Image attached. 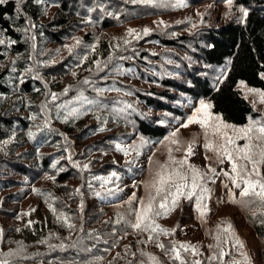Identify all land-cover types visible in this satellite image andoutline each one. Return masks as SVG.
Returning a JSON list of instances; mask_svg holds the SVG:
<instances>
[{"label":"trees","instance_id":"obj_1","mask_svg":"<svg viewBox=\"0 0 264 264\" xmlns=\"http://www.w3.org/2000/svg\"><path fill=\"white\" fill-rule=\"evenodd\" d=\"M204 1L190 0V4ZM210 1L223 4V0ZM47 6H54V11L43 19ZM240 6L248 9L242 23L238 20L241 15L238 11L239 15L219 24H202L191 31L185 29V22L164 29L150 26L149 35L124 46L126 23L137 21V30H141L147 17L158 16L168 8L128 0H55V3L7 0L0 5V39L6 41L0 44V64H5L0 67V252L20 250L19 256L9 258L11 264H85L86 261L140 264L146 261L147 257L141 255L144 251L134 249V244L140 242L124 237L127 226L124 222L105 223L115 221L113 216L106 215L107 211L113 202L121 199L123 186L141 170L137 165L121 162L120 152L112 142L132 136L158 141L171 131L174 123L185 119L201 99L212 104L213 114L236 126L246 124L249 117H257L259 113L237 85L244 81L250 87L264 90L261 78L264 0H234L233 7ZM207 21L205 16L203 22ZM72 36L80 38L82 44L73 54L67 51L56 59L57 48L66 45ZM8 40L15 43L9 45ZM93 44L95 51L85 47ZM117 44L120 47L114 48ZM150 44L160 45L162 49L153 51ZM85 55L88 59L80 64L77 57ZM110 55L112 62L103 71H96L93 61H101L103 67ZM117 66L132 69L123 75L139 82L126 81L114 70ZM29 68L31 72L26 71ZM85 78L90 80L88 85L81 83ZM66 87L67 94L56 101L47 95L62 93ZM94 88H118L124 94H107L115 90H106L98 96ZM78 91L107 108L93 105L89 110L90 106L85 105V115L63 122L55 105L72 100ZM128 92L132 94L126 95ZM46 101H50L49 107L42 110ZM116 101L132 104L135 110L127 109L117 116L113 109L119 110L124 104ZM70 107H80V101L74 100ZM64 114L61 109L59 116ZM97 116L101 119H96ZM100 127L106 131H98ZM38 128L41 130L37 131ZM29 132L34 133L32 138ZM3 141L9 143L4 145ZM69 154L73 162L81 166L89 164V169L81 171L74 167L67 159ZM113 171L119 178H114L106 187L115 194L95 196V191L103 190L100 182L91 177L107 176ZM34 188L40 194L33 192ZM46 200L58 213L70 217L69 223L75 227L70 229L57 222ZM237 206L242 220L256 238L258 264H264V224L260 223L259 214L251 215L258 211L257 205L247 209ZM25 212L29 214L23 215ZM29 220L34 223L25 227ZM231 223L250 251L248 242ZM93 230L95 234L89 235ZM173 242L177 241L163 244L166 252ZM61 244L63 248L59 247ZM85 248L91 251H84ZM96 258L100 259L96 261ZM201 264H219V261L205 259Z\"/></svg>","mask_w":264,"mask_h":264},{"label":"snow or ice","instance_id":"obj_2","mask_svg":"<svg viewBox=\"0 0 264 264\" xmlns=\"http://www.w3.org/2000/svg\"><path fill=\"white\" fill-rule=\"evenodd\" d=\"M7 0H0V5H3ZM43 2V0H37V3ZM55 3V0H52ZM130 3H140L145 5H153L156 7H166V8H184L188 7L190 0H128ZM223 4L229 10L224 13L225 16L231 14V9L233 8L234 0H223ZM56 6H59L58 4ZM208 8H211L212 5H208ZM92 11V9H89ZM237 11L241 13L238 17L239 22H243L244 19L248 16V9L240 6ZM207 12H196V15L200 17L201 23L203 22V17ZM105 15H113L110 12H105ZM118 18V17H117ZM185 21L191 23V17H186ZM185 21H177V23H184ZM154 23L164 24L163 21H157ZM34 27V25H33ZM169 27V25H165ZM193 29L197 27L195 23L192 24ZM152 29L144 27L141 30L137 29H128L125 37L123 38V45L129 46L133 40H141L144 36L150 34ZM130 37V39H129ZM75 43L73 45H65L69 54H73L74 50L82 44L80 38H74ZM4 39H0V44H5ZM7 43L11 45L15 41L8 40ZM210 46V45H209ZM35 47V45H33ZM86 48L90 47L92 51H95L96 45L85 46ZM114 48H119L120 45H114ZM59 50H57L58 52ZM80 60V64H83L84 60L88 59V56L85 55L82 58L77 57ZM130 57H119V59H129ZM31 59V57H30ZM113 60V57L110 55L106 62H103V67L101 66L102 62L97 60L93 61L96 65V71H103L104 68L108 66ZM47 63V62H46ZM80 65L78 64L77 67ZM117 74L123 75L125 73H130L132 69H125L117 66L115 69ZM26 71L31 72L32 69L29 68ZM91 71V70H90ZM72 75H76L75 72ZM39 79V74L36 76ZM261 78L264 79V73H261ZM81 83L88 85L90 80L85 78ZM237 87L245 92V99H247L248 94H253L258 97L260 103H264V90L250 88L244 81H240ZM97 95H102L106 90H115L120 91L118 88L113 89H104V88H94L93 89ZM69 88H65L62 93H48L47 95L51 96V101H56L60 96L67 94ZM126 95H131L132 93H125ZM80 101V107H70L73 104V101ZM50 101H46L42 104V110H46L49 107ZM115 103H123L124 107L113 111L117 112L119 116L122 112L127 109H133L132 104L126 102L116 101ZM85 105L91 106L95 105L98 107L107 108V105L96 100H90L84 96L83 91H78L77 96L73 97L72 100H67L64 103L55 105V108L58 113V117L62 119L63 122H68L69 118H79L82 115H85L86 112L83 111ZM212 104L201 99L198 106H192V113L187 117V119L180 124V128H187L189 125L197 124L204 134V143L203 148L207 152L215 153L217 162L223 164L227 161L230 164V169L224 171L221 169L220 172H217L216 168L212 167L210 164H206L207 172L202 171L200 168L194 164L189 163V157L194 155V146L195 140L189 142L188 147L184 150L185 155L177 160L172 156V149H168V160L165 163L159 164L153 179L150 182L145 183V189L147 191L146 198H140L139 206L136 208H130V214L134 215L135 221L129 222L125 219L123 215L117 214V219L113 221H105V223H114L119 224L124 222L127 226H130L133 230L148 232L149 240H152L154 237L152 234H159L163 232L164 234H169L175 232L176 228L172 229H163L159 224L156 223V217L167 216L171 211L178 207L181 198L191 201L195 198V209L198 213V218L203 219L209 211L207 200L210 196L211 190L207 187L208 181L215 183V177L223 175L226 177L227 181L231 182L232 188L228 187L227 183H224V187L228 189V199L230 203L237 204L243 209L249 208L251 205H257L258 211L252 212L251 215L256 217L258 214L262 219L260 220L261 224H264V173L261 172V167L264 166V114H261L259 119H252L249 117L247 124L242 126H236L229 124L223 120L219 114H213L211 111ZM63 109L65 114L61 117L59 116L60 110ZM135 110V109H133ZM33 119L35 117H32ZM96 119L100 120L101 117L97 116ZM178 119V118H176ZM106 122V121H105ZM163 122V121H161ZM46 124L48 121L45 122ZM41 129H37L40 131ZM98 131H106L104 127L97 129ZM179 134V128L175 131H172L166 140H170L171 144H179V141L175 139ZM29 137L32 138L34 133L29 132ZM215 137L216 139H213ZM65 139H67L65 137ZM243 140L244 144L241 146L237 141ZM254 141H256L254 143ZM4 145H7L9 141H3ZM114 148L118 152H122L125 156L129 155L130 152H135L137 156L140 155V150L147 146L150 141L144 137L140 138L139 143H134L129 146H124L120 142H112ZM160 143H163L162 141ZM2 150V149H0ZM179 151V148H177ZM70 163L74 167L80 169L81 171L89 169V164L80 165L78 162L72 161V155L69 154L67 157ZM210 157L205 156V160H209ZM134 161H126L127 164H131ZM149 162H152V157H149ZM57 162L53 163V167L56 166ZM171 165V166H170ZM250 166V167H249ZM59 171H64V169H59ZM49 179H55L54 177H48ZM118 179V175L115 171L110 172L107 176H92L91 180L99 181L100 187L103 190L95 191L94 195L100 197L104 195L105 197L113 196L114 190L106 187L109 182L113 179ZM89 188H92L91 183H89ZM233 189H239V199L233 195ZM116 191H119L117 189ZM33 192L40 194L39 189H33ZM76 192L79 193V189H76ZM54 199V198H50ZM136 194L133 193L129 197L128 203L131 205L133 200H136ZM48 203V209L56 216L57 222H60L66 225L68 228H74L75 226L69 223L70 217L66 216L64 213H58L54 205L46 200ZM81 208H83V203H81ZM35 211V209H32ZM29 213L25 212L23 215L27 216ZM20 217L18 216L17 219ZM34 221L29 220L25 227H30ZM221 225H217L218 234L214 236V239L217 241L216 247L219 249L218 254L213 253L208 257L209 261L218 260L219 264H252L251 258L248 255L245 249V242L236 234L235 228L233 227L231 221L224 220L221 222ZM17 232L20 231L19 228L15 229ZM115 233V228L113 229ZM95 230L89 235H94ZM51 235H55L52 233ZM43 243L44 241H39ZM19 243V242H18ZM105 243H108L105 241ZM118 243V241H117ZM221 244L225 246L230 245L231 250L239 251L240 259L232 258L231 260H225L224 257L231 255V251H225L224 247H221ZM75 245H70L74 247ZM115 246V244H113ZM59 247L63 248L64 245L61 244ZM127 247V246H126ZM157 247L163 249L165 246L161 243H157ZM208 247H212L209 245ZM84 251H91V249H83ZM181 250L184 252L191 251L193 255L199 254V249L196 245L189 243H177L173 242L170 252L172 258L176 261H179L180 264H201V261H186L181 255ZM20 250L10 249L8 252H0V264H11L9 258L19 256ZM119 255V254H117ZM142 256H147L149 264H159V261L155 256H152L148 253L141 252ZM100 258H96L98 261ZM115 259V258H114ZM85 264H93L91 261H86ZM140 264H145L144 261H141Z\"/></svg>","mask_w":264,"mask_h":264},{"label":"rangeland","instance_id":"obj_3","mask_svg":"<svg viewBox=\"0 0 264 264\" xmlns=\"http://www.w3.org/2000/svg\"><path fill=\"white\" fill-rule=\"evenodd\" d=\"M208 5H212V7L208 8ZM237 9V7H233L231 9V14L229 16H225L224 13L229 10L225 7L224 4H218L216 2L206 0L204 2H198L196 4H189L188 7L184 8H168L167 12L165 13H161L158 16L147 17L145 22L143 23V26L148 28H150V26H157L164 29L166 28L165 25H177L179 24L177 23V21H185L186 17H191V23L185 21V23H187L185 29L187 31H191L193 30V23H195L197 27L202 24H219L226 19L234 17L235 15H239ZM53 11L54 6H47L43 19L48 18L53 13ZM197 11L202 13L207 12L205 16L208 17V21L201 23L200 17L196 15ZM157 21H163L164 24L154 23ZM138 27V22L133 21L132 23H126L123 30H128L130 28L138 29ZM74 38L77 37L72 36L71 39L67 41L66 45H73L75 43ZM64 46H60L57 48V50L59 51L56 59H59L63 53L67 52V49ZM149 47L153 51L162 49V47L157 44H150ZM52 62L54 61H49V63ZM4 65V63H1L0 67ZM122 76L126 81L139 82V80L131 76ZM106 93L124 94L122 92L116 91H107ZM241 93L245 97V92L241 91ZM247 100L251 103L254 110L259 113L257 117L253 119H259L261 114H264V103H260L258 97L253 94H248ZM195 106H198V104H196ZM148 111L152 112V110L150 109H148ZM191 113L192 109L189 115H191ZM187 117L182 121L179 120V122L181 121L180 123H174L171 131L158 141L151 142L149 139L145 138L149 140L150 143L140 150L139 156H137L135 152H130L127 156L120 152L118 157H120L121 162L126 163V161H134L133 163H131V165H137L139 168H141V170L140 173H136L137 175L133 177V180L128 181L127 185L123 186L124 190L121 193V199L113 202L106 213L107 216H113L114 220H116L117 217L114 215V213H116L123 215L129 222L135 221V217L134 215L130 214L129 209L138 207L140 198L147 197L148 193L145 189V183L150 182L153 179L158 165L165 163L168 160L169 148L172 149V156L179 160L185 155L184 150L188 147L189 142L195 140V146L193 149L194 155L188 158L189 163L194 164L205 172H207L206 164H210L212 167L216 168L217 172H220L221 169H223L224 171H228L230 169V164L227 161H225L223 164H219L217 162L215 153L207 152L203 148L204 134L199 125L192 124L187 128H180V124L184 122ZM108 125H110L111 127L113 126L112 123H109ZM178 128L179 134L177 137H175V139L179 141V144L174 145L170 143V140H166L165 138L168 137L172 131H175ZM140 138V136L126 137V140L120 141V143H122L124 146H129L134 143H139ZM212 138L216 139L215 137ZM161 141L163 143H160ZM255 142L256 141H254V143ZM237 143L242 146L244 144V141L239 140L237 141ZM177 148H179V151H177ZM205 156L210 157V159L206 161ZM149 157H152L151 163L149 162ZM261 171L264 173V166L261 167ZM224 183H227L228 187L232 188L231 182L227 181L226 177H224L223 175L215 177V183L208 181L207 187L211 190L210 196L207 200L209 211L203 219L198 218V213L195 209V198H193L191 201L181 198L178 207L171 211L167 216L156 217V223L159 224L161 228H176L175 232H171L169 234H164L163 232H161L158 235L152 234L154 238L152 240H149L148 232L133 230L130 226H126L124 237L127 240L134 239L139 241L140 243H138L137 245L134 244L136 246V248L134 249H142L144 253L155 256L159 261V264H180L179 261H176L172 258V254L170 251L166 252L165 248L161 249L157 247V243L165 244L171 243V241L196 245L199 249L198 255H193L191 251L184 252L183 250H181V255L185 258L186 261L190 262L199 260L202 262L203 260L208 259V257L213 253L218 254L219 249L216 247L217 241L214 239V236H216L219 231L217 225H221V227H223L221 222L226 220V218H229L234 223L242 238H244L250 245V251H248L246 247L245 249H243V251H247L248 255L251 258L252 264H258L260 262V255L258 253V244L256 238L251 233V230L247 226V224L242 220V216L238 206L229 202L228 189L223 186ZM133 193L136 194L137 199L133 200L131 205H129L128 203H126V201H128L129 197L132 196ZM233 195L237 198L239 195V189H233ZM103 200L107 201L108 199L103 198ZM209 245H212V247H208ZM221 247H224L225 251H231V255L224 257L225 260H231L232 258L240 259L239 251L231 250L230 245L225 246L224 244H221ZM145 264H149L148 258L146 259Z\"/></svg>","mask_w":264,"mask_h":264}]
</instances>
